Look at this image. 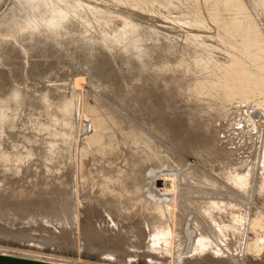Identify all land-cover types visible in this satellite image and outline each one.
<instances>
[{
    "label": "bare ground",
    "instance_id": "1",
    "mask_svg": "<svg viewBox=\"0 0 264 264\" xmlns=\"http://www.w3.org/2000/svg\"><path fill=\"white\" fill-rule=\"evenodd\" d=\"M11 1L0 219L182 264L263 254L264 0Z\"/></svg>",
    "mask_w": 264,
    "mask_h": 264
},
{
    "label": "rangeland",
    "instance_id": "2",
    "mask_svg": "<svg viewBox=\"0 0 264 264\" xmlns=\"http://www.w3.org/2000/svg\"><path fill=\"white\" fill-rule=\"evenodd\" d=\"M9 5H12V4L9 3L5 8H7ZM2 12L3 11H0V15ZM85 77L83 79L84 81L81 80V83H80L81 86L79 85V87L77 89L76 88L75 89L77 91L80 90L79 94L81 95L82 88H83L86 91L85 92L83 90L84 98H88V99L92 100L91 91H93V88H92L91 84L89 83V80ZM56 82L57 81H54V82L48 81L47 85H50L51 83L55 84ZM61 82H62V80L58 81L57 83H61ZM263 118H264V115L262 116V118H260L261 120H259V122L257 123L260 126V130L264 129L263 128L264 123H262ZM257 124H256V127H257ZM256 130H257V128H256ZM30 218H31V220H30ZM60 228H62L60 223H57L56 221H53V222L45 221V220L40 219V217L38 219V217H35V216L29 217V218H21V219L18 218L17 220L15 219L14 221H10V222H8L7 220H4V219H0V249L14 251V252H20V253L39 254V255H42V256L47 257V258H52V257H57L60 259H69L70 258L74 262L86 263V264H182L180 262V259H178L179 260V262H178L177 259H176L177 261H175V259L172 258V260H173L172 261L171 260L172 256L170 254H167V259H166L165 255H163V258H162V256L152 254L151 251H148V250L145 251V249H143V251H142V249H140V250L132 252L133 249L130 247L128 248L129 250L127 249L128 251L126 250L125 252H122L121 250L124 248H122L119 244L117 246V244H114V243L110 244L111 242H107V241L102 240V239H96L95 241L90 239V237L87 236L89 234H86V233L84 234V232L82 230L79 231L80 227L78 228V225L75 226V228H74L73 237L70 239H67L66 237L65 238L62 237V235L59 233L61 230ZM1 232L3 233V235ZM115 232H118V231L116 230ZM36 237H37V240H36ZM85 238H87V240H85ZM40 241H41V243H40ZM91 241H92V243H91ZM100 241H103V246L105 244L106 245L104 247L101 246L102 242H100ZM93 243H94V245H93ZM114 245H115V247H114ZM102 249H103V251H102ZM239 253H240V250H239ZM124 254H125V256H124ZM261 254H260V256L258 255V257L253 256L251 254H250L251 256L250 255H244L241 258H237V259H239L238 262H237V259H235V258L234 259L229 258L232 261L231 262L227 257H225L226 255H223L222 253H221V257H220L222 259H220L218 255L217 256L214 255L215 259L211 257L212 255H210L209 258L211 257L210 258L211 262L206 260L208 257L206 259L203 258L206 261L199 260V259H196V260L193 259L192 260V258H190V259L188 258L187 261H186L187 258L186 259L182 258L183 260L181 259V261L183 262V264L184 263L185 264H237V263L238 264L239 263L240 264H264V262H263L264 261V253L262 255ZM118 255H119V257H118ZM146 255L148 257H146ZM156 256L161 257L162 259H160V258L157 259ZM216 257L219 261L216 260ZM125 258H127V259H125ZM213 259H214V261H212Z\"/></svg>",
    "mask_w": 264,
    "mask_h": 264
},
{
    "label": "water",
    "instance_id": "3",
    "mask_svg": "<svg viewBox=\"0 0 264 264\" xmlns=\"http://www.w3.org/2000/svg\"><path fill=\"white\" fill-rule=\"evenodd\" d=\"M0 264H86L0 249Z\"/></svg>",
    "mask_w": 264,
    "mask_h": 264
}]
</instances>
